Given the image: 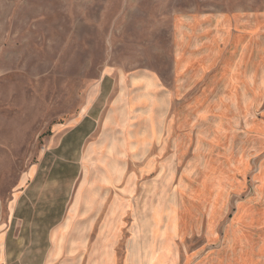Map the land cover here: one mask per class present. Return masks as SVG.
I'll use <instances>...</instances> for the list:
<instances>
[{"label": "rangeland", "instance_id": "rangeland-1", "mask_svg": "<svg viewBox=\"0 0 264 264\" xmlns=\"http://www.w3.org/2000/svg\"><path fill=\"white\" fill-rule=\"evenodd\" d=\"M31 177L100 264H264V0H0V200Z\"/></svg>", "mask_w": 264, "mask_h": 264}, {"label": "crops", "instance_id": "crops-1", "mask_svg": "<svg viewBox=\"0 0 264 264\" xmlns=\"http://www.w3.org/2000/svg\"><path fill=\"white\" fill-rule=\"evenodd\" d=\"M33 181L34 177L20 181L6 204L0 200V264H100V254H95L100 245L86 243L77 231L79 196L46 227L37 228L38 212L33 205L20 213V202L31 194Z\"/></svg>", "mask_w": 264, "mask_h": 264}]
</instances>
